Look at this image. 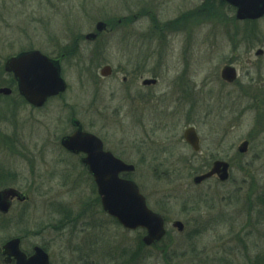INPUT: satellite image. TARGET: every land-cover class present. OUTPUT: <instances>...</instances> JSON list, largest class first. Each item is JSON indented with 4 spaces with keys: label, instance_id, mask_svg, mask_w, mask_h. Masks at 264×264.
<instances>
[{
    "label": "rangeland",
    "instance_id": "rangeland-1",
    "mask_svg": "<svg viewBox=\"0 0 264 264\" xmlns=\"http://www.w3.org/2000/svg\"><path fill=\"white\" fill-rule=\"evenodd\" d=\"M218 1L0 0V88L13 89L0 93V190L28 196L0 212V248L22 237L24 249H48L51 264H264V96L231 92L264 82V55H254L264 19L217 15ZM32 49L58 58L68 84L42 108L4 68ZM227 58H239L234 85L221 79ZM73 119L135 165L128 177L163 215L165 238L146 246L144 230L103 211L92 174L61 146ZM190 126L198 151L184 137ZM216 160L229 162L230 178L196 184Z\"/></svg>",
    "mask_w": 264,
    "mask_h": 264
},
{
    "label": "water",
    "instance_id": "water-1",
    "mask_svg": "<svg viewBox=\"0 0 264 264\" xmlns=\"http://www.w3.org/2000/svg\"><path fill=\"white\" fill-rule=\"evenodd\" d=\"M236 6L237 18L256 19L264 15V0H226ZM106 24L99 22L97 30L102 31ZM97 34L90 33L87 39L96 38ZM233 69V68H232ZM225 68L223 75L227 80L235 78L234 69ZM5 70L12 73L18 86L19 93L33 106L41 107L52 97L66 91L67 83L61 75V64L40 50H29L10 57L5 63ZM111 67L102 69L103 75L111 72ZM146 83L156 80H146ZM0 93L9 95L12 89L0 88ZM79 124V121H76ZM184 137L195 151L200 148L199 137L194 127L185 130ZM248 141L239 146L240 152L248 151ZM63 145L73 152L85 151L88 153L85 162L98 186L103 209L126 229L136 230L143 228L146 234L143 242L153 245L166 235L165 219L162 214L153 211L147 204L146 197L141 193L137 183L128 178L121 177L123 172H133L135 166L115 157L111 151L103 149L102 140L95 134L83 132L79 129L75 134L63 139ZM230 164L227 161L217 160L211 169L203 174L196 175L194 182L203 181L217 175L221 181L230 177ZM18 197L25 199L15 188H6L0 191V212L6 213L12 205L11 199ZM174 227L183 231L185 226L176 221ZM5 254L16 256L19 264H49L48 254L40 247L35 254L27 259L26 254L20 249V238H13L3 246Z\"/></svg>",
    "mask_w": 264,
    "mask_h": 264
},
{
    "label": "flooded vegetation",
    "instance_id": "flooded-vegetation-1",
    "mask_svg": "<svg viewBox=\"0 0 264 264\" xmlns=\"http://www.w3.org/2000/svg\"><path fill=\"white\" fill-rule=\"evenodd\" d=\"M217 4H218V11H215V13L218 15V13L219 12H222L223 11V9L226 11L227 9L230 11V9L231 10H233V13L235 14V17H237V10H238V8L236 7V6H234V5H232V4H229V3H227L225 0H219L218 2H217ZM207 11H208V9H206ZM224 11V12H225ZM209 12H213L212 10H209ZM261 19H264V15L261 17V18H256V19H246V20H242V21H247V22H256V21H259V20H261ZM236 49V48H235ZM234 53H236L235 51H233ZM254 55L255 56H261V55H264V49L263 48H256V50H255V53H254ZM238 57V56H237ZM239 58H235V59H233V58H227V59H225V61L226 62H223V67H222V71H221V79L224 81V82H226V83H229L230 85H234V84H236V82L237 81H239L240 80V71H239V67H238V62H237V60H238ZM246 64H251V61H250V59L248 58V61H247V63ZM225 68H228V69H234V71H235V78L231 81V80H227L225 77H224V75H223V70L225 69ZM232 69V70H233ZM7 73V72H6ZM8 75L9 76H11V79H10V81L11 80H13V84L15 83V80L13 79L14 78V76H13V74H11V73H8ZM243 75H244V73H243ZM143 79V78H142ZM156 80V82H150V83H146L145 81L146 80ZM254 81V79L252 80V82ZM157 82H158V78H144L143 80H142V84L144 85V86H154V85H156L157 84ZM15 85H16V88H17V82L15 83ZM11 87H12V83H11V85H10ZM254 86V85H253ZM262 87H264V82L263 83H261V84H259V87H256L254 90H252V87H251V85H249V84H247L246 85V87L244 88V90H241L240 88H237V86L235 87V88H233L232 90H231V92L233 93V92H236L237 91V94H241V95H243V96H247V97H250L252 100L253 99H255V100H261V98H263V96H264V91H263V89H262ZM237 88V89H236ZM189 90V89H188ZM12 91H13V89H12ZM207 92V91H206ZM228 94L230 95V93L228 92ZM57 97V96H56ZM54 98V97H53ZM51 99V98H50ZM49 101V100H48ZM47 101V102H48ZM44 107V106H43ZM262 109H264V108H262ZM262 112H263V110H262ZM262 120H264V115H262L261 116V118H260V120H259V123L261 124V121ZM76 121H78L77 119H73L72 120V127H73V130L72 131H70L69 133H67V134H65V135H63L62 136V138H61V146L64 148V150H65V153H66V155H68L69 157H73L74 159H76L79 163H82L85 167H87L88 168V171H89V173H90V170H89V166H88V164L85 162V159L87 158V156H88V153L87 152H85V151H78V152H73V151H70V150H68V149H66L64 146H63V139L65 138V137H67V136H70V135H73V134H75V132H77L79 129H81L83 132H91V131H89V130H87V129H85L84 128V126H83V124H82V122L81 121H79V124L76 122ZM264 123V122H263ZM91 133H93V132H91ZM93 134H95V133H93ZM96 135V134H95ZM199 137V136H198ZM101 138V137H100ZM102 139V138H101ZM102 141H103V139H102ZM199 142H200V138H199ZM250 141H248V143H249ZM249 145V144H248ZM103 149L105 150V151H111L117 158H120V157H118L111 149H109V148H107L106 147V145H105V143H104V141H103ZM121 159V158H120ZM133 165V164H132ZM91 174V173H90ZM92 176V175H91ZM92 179H93V187H94V190H93V194H95L96 195V198H98L99 199V204H100V206L102 207V204H101V199H100V196H99V191H98V188H97V185H96V183H95V181H94V178H93V176H92ZM20 192H22L21 190H19ZM25 196H26V194L24 193V192H22ZM16 199H18V198H13L12 199V202L14 201V200H16ZM26 199H28V196H26V198H25V200ZM24 200V201H25ZM93 200V199H92ZM94 200H96V199H94ZM93 200V201H94ZM86 208H88L87 206H86ZM13 238V237H12ZM20 238V240H21V250L26 254V258L27 259H29V258H31L34 254H35V252H36V248H37V246L35 245V246H33V247H30V248H28V249H24L23 247H22V244H23V238L22 237H19ZM83 242H85V241H83ZM96 244V243H95ZM3 246V245H2ZM2 246H1V248H0V260H1V262H2V264H19L18 263V260H17V258H16V256H9L8 254L6 255V254H4L3 253V249H2ZM39 246V245H38ZM41 248H43V250H45V252H47L48 254H49V264H51V254H50V252L48 251V249H46L44 246H40Z\"/></svg>",
    "mask_w": 264,
    "mask_h": 264
},
{
    "label": "trees",
    "instance_id": "trees-1",
    "mask_svg": "<svg viewBox=\"0 0 264 264\" xmlns=\"http://www.w3.org/2000/svg\"><path fill=\"white\" fill-rule=\"evenodd\" d=\"M13 84V80L10 81ZM264 263V257L260 259Z\"/></svg>",
    "mask_w": 264,
    "mask_h": 264
}]
</instances>
